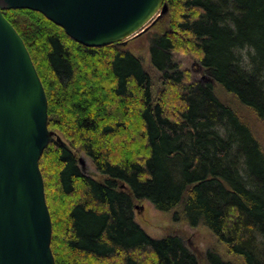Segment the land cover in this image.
I'll list each match as a JSON object with an SVG mask.
<instances>
[{"label": "trees", "instance_id": "16d2710c", "mask_svg": "<svg viewBox=\"0 0 264 264\" xmlns=\"http://www.w3.org/2000/svg\"><path fill=\"white\" fill-rule=\"evenodd\" d=\"M165 2L156 23L169 27L150 47L158 95L123 42L86 46L41 12L3 11L44 85L49 128L64 137L40 159L56 264H200L182 237L141 227L136 200L177 209L175 219L205 225L245 264H264V148L215 91L220 84L264 120V0ZM175 52H191L204 76L190 80ZM76 150L103 179L82 172Z\"/></svg>", "mask_w": 264, "mask_h": 264}, {"label": "water", "instance_id": "95a60500", "mask_svg": "<svg viewBox=\"0 0 264 264\" xmlns=\"http://www.w3.org/2000/svg\"><path fill=\"white\" fill-rule=\"evenodd\" d=\"M31 9L100 47L144 33L165 0H0V264H56L40 159L56 132L32 56L4 10ZM58 140H60L57 137Z\"/></svg>", "mask_w": 264, "mask_h": 264}, {"label": "rangeland", "instance_id": "374dc122", "mask_svg": "<svg viewBox=\"0 0 264 264\" xmlns=\"http://www.w3.org/2000/svg\"><path fill=\"white\" fill-rule=\"evenodd\" d=\"M25 18L28 17L26 16L23 19ZM157 21L151 23L144 33L129 38L124 44L125 48L142 59L145 68L153 76L155 95L161 93L163 85L161 72L151 61V39L155 34L161 33L169 27L167 18L166 20L162 19L159 23H156ZM173 57L174 62L179 63L181 69L189 72L190 80L201 79L204 76V70L201 69L198 59L191 52H175ZM215 91L218 97L231 106L252 129L264 148V120L253 109L242 104L235 95L225 90L220 84H215ZM53 131L57 134L55 140H58L57 137L60 140L64 138L59 131L55 129ZM74 153L78 158V163L83 173L96 179L104 178L97 171L92 159L84 151L76 150ZM135 204V220L141 227L155 238H163L169 235L182 237L190 249L197 254L200 264H211L206 255L209 250L219 253L225 261H230L233 264H245V260L241 255L232 252L230 247L225 242L220 241L217 235L205 225L191 226L186 219H175L177 209L161 211L150 200H136Z\"/></svg>", "mask_w": 264, "mask_h": 264}]
</instances>
